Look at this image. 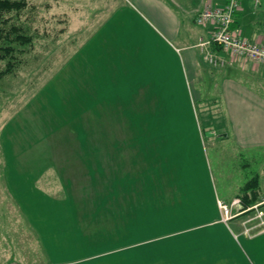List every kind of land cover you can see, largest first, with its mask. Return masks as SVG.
Masks as SVG:
<instances>
[{"label": "rangeland", "instance_id": "374dc122", "mask_svg": "<svg viewBox=\"0 0 264 264\" xmlns=\"http://www.w3.org/2000/svg\"><path fill=\"white\" fill-rule=\"evenodd\" d=\"M26 1L0 18L19 29L0 58V264H264L263 205L231 203L263 151L207 122L181 51L136 13L100 24L106 0Z\"/></svg>", "mask_w": 264, "mask_h": 264}, {"label": "crops", "instance_id": "0c3cea01", "mask_svg": "<svg viewBox=\"0 0 264 264\" xmlns=\"http://www.w3.org/2000/svg\"><path fill=\"white\" fill-rule=\"evenodd\" d=\"M226 2L227 0H106L105 5L94 12L108 11L100 24L109 26L111 31L118 27L117 29L124 32L132 29L130 26L133 23V13L139 15L144 24L155 29L173 47L181 51L180 80L183 81L185 91L194 101L200 103L203 111L214 112L216 118L209 117L207 122L211 120L212 123L214 120L221 137L241 151L253 153L262 150L264 155V64L229 56L225 66L215 67L207 62L199 45L211 38L213 25L198 24L196 17L207 4L219 6ZM233 28L244 37L264 43V0L259 4H256V0H240V9ZM209 48L218 53L221 50L220 46L216 45H210ZM261 169L262 172L258 171L240 188L241 194L234 196L231 203L235 198L243 197L244 191L247 190L250 196L244 200H247L248 204L241 201L245 208L259 205L264 207V161ZM46 180L51 182L50 177ZM92 203H85L83 216L81 215L86 217L88 222L91 221L92 213H98L93 210ZM262 215L248 219L249 224L255 225L248 235L250 241L264 235ZM110 220L112 219L107 217L104 223ZM236 220L241 223V219ZM261 222L263 227L259 225ZM256 225L260 228H256ZM240 232H243L241 226ZM110 251L114 254L124 253L121 248ZM96 256L80 255L76 260L55 264H96V260L100 259L95 258Z\"/></svg>", "mask_w": 264, "mask_h": 264}, {"label": "built area", "instance_id": "2783aa9c", "mask_svg": "<svg viewBox=\"0 0 264 264\" xmlns=\"http://www.w3.org/2000/svg\"><path fill=\"white\" fill-rule=\"evenodd\" d=\"M261 0H256L259 4ZM240 9V0H227L224 5L207 4L196 17L198 24L211 23L213 33L208 41H202L199 45L207 62L215 67H223L227 64L229 56L246 58L264 64V43L256 42L244 37L233 28L236 15ZM210 45L220 46V51L215 52ZM239 203L235 199L233 204ZM229 211L227 204H219Z\"/></svg>", "mask_w": 264, "mask_h": 264}, {"label": "trees", "instance_id": "16d2710c", "mask_svg": "<svg viewBox=\"0 0 264 264\" xmlns=\"http://www.w3.org/2000/svg\"><path fill=\"white\" fill-rule=\"evenodd\" d=\"M25 4H27L26 0H0V18L1 19H3V18L7 19V23H8L12 19L7 18L6 16H4L5 12L6 13H11V12H14L16 10L20 11V9L23 6H25ZM0 22H3L2 24H4V21L0 20ZM3 27H5V26H3ZM7 29L9 31H11V33L6 32L4 28L0 27V41L2 42V45H0V50H1L0 58H2V59L5 58L7 56V54L10 55V52H11V54H13L12 45H8L10 43V41L12 40V38L10 36H13L15 34V32L16 33L19 32V29L16 27V25L13 24V21L10 23V25L8 26ZM21 39H22V43H25L26 41H28V38L25 37L24 35H17L15 37V40H19L20 42H21ZM22 43H20V45ZM9 55H8V57H9ZM124 88H125V81H124ZM147 142H148L149 145H151V142H149V141H147ZM147 177L148 176H146V178ZM243 195L244 196L241 197V201H243L244 204H248V201L247 200L245 201L244 198L245 197L249 198V196H250L249 191L245 190Z\"/></svg>", "mask_w": 264, "mask_h": 264}]
</instances>
